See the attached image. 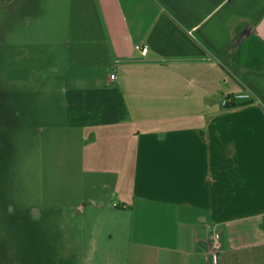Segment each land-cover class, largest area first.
<instances>
[{"label": "crops", "instance_id": "obj_1", "mask_svg": "<svg viewBox=\"0 0 264 264\" xmlns=\"http://www.w3.org/2000/svg\"><path fill=\"white\" fill-rule=\"evenodd\" d=\"M69 1L53 44L85 49L63 66L66 120L130 263L209 264L214 227L217 264H264V0Z\"/></svg>", "mask_w": 264, "mask_h": 264}, {"label": "rangeland", "instance_id": "obj_2", "mask_svg": "<svg viewBox=\"0 0 264 264\" xmlns=\"http://www.w3.org/2000/svg\"><path fill=\"white\" fill-rule=\"evenodd\" d=\"M74 7L0 0V264H131L128 218L90 201L111 197L87 183L66 120L63 66L85 47L54 45L53 31L76 23Z\"/></svg>", "mask_w": 264, "mask_h": 264}, {"label": "built area", "instance_id": "obj_3", "mask_svg": "<svg viewBox=\"0 0 264 264\" xmlns=\"http://www.w3.org/2000/svg\"><path fill=\"white\" fill-rule=\"evenodd\" d=\"M136 49H138L142 54H145L147 51V47L144 46H135ZM110 78L113 79L114 75L111 74ZM250 99V94L247 91H241V92H236L232 93L229 95H226L222 98L221 104L224 107H230L232 106L236 101L239 100H249ZM220 232L212 227L210 229V233L207 236L205 242V259L209 264H217L219 260V253L221 250V242H220Z\"/></svg>", "mask_w": 264, "mask_h": 264}]
</instances>
